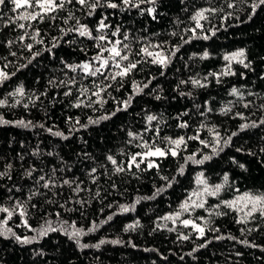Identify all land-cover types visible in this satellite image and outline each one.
Returning a JSON list of instances; mask_svg holds the SVG:
<instances>
[{"label":"trees","instance_id":"obj_1","mask_svg":"<svg viewBox=\"0 0 264 264\" xmlns=\"http://www.w3.org/2000/svg\"><path fill=\"white\" fill-rule=\"evenodd\" d=\"M111 2L119 6L100 0L93 10L72 0L36 20L21 19L35 9H15L11 0L0 5V68L9 76L0 81V172L7 173L0 178V205L12 208L18 201L26 210L0 229V264H264V216L256 213L241 223L236 211L221 203L237 193L264 194V5ZM201 9L216 11L206 12L202 28L193 33L191 17ZM101 19L111 26L103 32L97 31ZM79 25L91 36H81ZM100 35L109 40L127 35L137 69L116 80L106 78L118 71L114 67L102 69L104 75L86 73L84 63L99 67L97 45L108 46L95 39ZM149 43L175 55L166 66L136 55ZM237 51L244 52L243 63L224 59ZM205 52L207 58H201ZM228 69L230 74H222ZM193 79L205 86H194ZM97 85L111 86L101 93L102 103H90L89 97L98 99L91 95ZM19 87L23 97L12 95ZM83 89L89 90L86 95ZM148 116L156 120L149 122ZM21 120L31 123L20 126ZM242 124L249 126L241 130ZM57 131L63 137L54 135ZM180 137L186 143L176 156L149 157L156 165L151 168L147 161L129 167L132 155L147 151L144 143L167 149L166 138ZM108 156L125 171L116 172ZM188 156L211 158L198 164ZM40 176L53 186L43 188ZM198 176L222 185L221 195L180 213ZM178 212L179 219H165ZM5 216L0 213V220ZM185 219L203 226L205 235L185 227ZM49 222L56 231L40 235ZM77 229L84 232L79 244L66 234ZM12 233L30 242H19Z\"/></svg>","mask_w":264,"mask_h":264},{"label":"snow or ice","instance_id":"obj_2","mask_svg":"<svg viewBox=\"0 0 264 264\" xmlns=\"http://www.w3.org/2000/svg\"><path fill=\"white\" fill-rule=\"evenodd\" d=\"M71 3L72 0H11V3L14 5L15 9H20V8H32L35 9V11L33 13H29V15L27 16H23L21 17V19H31V20H36L38 18L42 19L44 16H49L54 12H57L58 10H62L65 6V3ZM76 3H78L79 5H81V7L87 6L91 9H95L97 7L98 4H100V0H95V2H91L90 0H75ZM122 2L124 4H130L131 0H122ZM150 2L155 3V0H150ZM5 3V0H0V5H3ZM106 4L107 7H111V8H117L119 5H117L116 3L111 2V0H106ZM260 5H264V0H258V3H253L251 5V7L253 9L259 7ZM137 7L139 5H136ZM229 7H233L232 4L228 5ZM149 13H152L154 11V9H149L148 10ZM215 12L216 9H201L196 11V13L191 17V20L195 22V27L190 29V31H192L193 33L196 32V29H201L202 25L200 23L201 20H206L207 16L205 15L206 12ZM79 24V22H77ZM20 27H24V25H20ZM111 26L106 24L104 22V19H101V21L99 22L97 31L99 32H103L104 29L110 28ZM76 31L79 32V34L81 36H91V32L88 29V27L86 25H79V27L76 29ZM118 32V29L116 32H112L113 36H116ZM37 35H39V33H37ZM209 37L205 36L204 39H208ZM95 39H98L99 41L105 42L106 45L108 46H104L103 44H98L97 47L99 48V52L97 54V56L94 58L95 61L99 64V67L95 68L93 70L91 62L89 63H84L81 67L83 68V70L92 75V76H96L98 73L101 75H104V72H102L101 70H107L109 67H114L115 69H117L118 71H115L114 73L111 74L110 77H106V78H110L112 80H116L118 77L119 78H124L126 76H128L131 72H133L134 70L137 69V65L139 63V61H133L132 59H130V55H129V49H130V45L128 43H125L124 41L128 40V36L125 35L123 40L117 39V40H109L107 38L106 35H100L98 37H96ZM55 46V45H54ZM29 49H31L32 45H28L27 46ZM158 49V50H157ZM178 51V48L176 49ZM108 53L107 57L104 56V53ZM136 55H143L146 56L148 58H150L152 63L155 64H160L162 66H166L167 63L169 62V55H175V51L171 52L170 54L166 52V50L162 47V45L160 44H156V45H152V44H148L147 46H142L139 51L136 53ZM208 53L205 52L203 54V56L201 58H207ZM244 56V52L243 51H237L235 53H232L231 55H226L224 57V59L226 61H233V60H237L240 63H243V60H240L239 58ZM127 62V63H124ZM248 65H245V67H247ZM222 74H230V69L226 70L224 73ZM9 76L7 73L3 72L2 70H0V81L2 80H6L8 79ZM191 83L194 86H205L203 84H201V82L199 80L193 79L191 80ZM111 85H106L105 87H100L99 85H97V90L93 91L91 93L92 96H96L98 97V99L96 101H91V98L89 97V101L90 103H102L103 102V98L101 96V93L104 92L106 90L107 87H110ZM146 86V85H145ZM88 89H83L81 94L82 95H86L88 93ZM24 89L22 87H19L15 90V92L12 95H19L21 97L24 96ZM70 92L65 93V95H70ZM232 94L233 95H238V90L236 88L232 89ZM159 98V97H157ZM3 101H0V104H3ZM17 103H19V101H17ZM76 107L81 106L79 103H77L75 105ZM25 107H27V105H25ZM125 107H127V102H125ZM119 110V109H118ZM225 112L230 111V109H225ZM103 118H108V117H103ZM148 121L151 122L153 120H156L155 116H148L147 117ZM3 123H8L7 121H2ZM18 125L20 126H24V127H28L29 124L31 122H25L23 120L16 122ZM78 123V121H77ZM90 123H95V121H90ZM261 123H264V121H262ZM182 127H187L186 124L181 125ZM248 124H242L241 130H243L244 128L248 127ZM251 126H256L255 123H253ZM49 131H51V129H49ZM212 131V130H210ZM54 135L57 136H62L63 137V133L62 132H55ZM130 136H134L133 133H129ZM233 135H235V133H233ZM65 139L67 137H64ZM192 139H198V137H191ZM168 139V143L170 145L169 148L167 149H162L160 147H157L155 145H149L148 143H144L142 146L147 149L146 152L143 153H136L134 155H132L131 157V163L130 166H135L136 168L140 167L141 163H144L147 161V166L149 168L151 167H155L156 165L151 162L150 160H148L149 157H153V156H159V157H164L166 155H172V156H176L178 154L177 149L180 148L181 145H184L186 142L184 140L183 137L177 138V139H171V138H166ZM220 142V138H219V134H216V144H219ZM201 143H205L204 141H201ZM225 143H227V141H225ZM207 146V145H206ZM216 151V148L213 147V152ZM137 156H140L141 159L138 161L137 160ZM211 157L209 156H205L203 157L202 160H195L194 156H188L187 160L189 161H193L195 163H203L204 160H208ZM107 159L115 166V170L116 172H122L125 171V168L120 166L118 164V162L112 157V156H108ZM10 167V165H9ZM240 167H243V165H240ZM32 171L34 170H30L27 172L28 176L32 175ZM96 170L92 169V172L94 173ZM180 172L182 174L183 172V168L180 169ZM5 175H7L6 172H0V178H3ZM11 178V177H9ZM167 179V178H165ZM40 181H45V177L44 176H40L39 177ZM224 181L225 183H227L228 181V176L225 175L224 176ZM64 183H70L69 181H64ZM198 183L201 184H205V181L203 180H198ZM43 188H50L53 186L51 180L49 179L48 181H45L42 185ZM222 188V185H216L214 189L209 190V188L207 186H205L204 191L206 193H208L209 195H215L218 194L220 192ZM30 199V198H29ZM138 202V201H137ZM240 202H244L243 204V208L247 209V211L244 212V216L245 217H252L256 212H259L261 216H264V195H254V194H243L240 195L239 197H237L236 199L232 200V201H225L223 202L224 205L228 208H231L233 210L236 211H242L243 209L236 207L237 204H239ZM192 207H196V208H202L204 207L203 203H193L191 205ZM182 210L187 212L189 209V204L186 202L185 204H183L181 206ZM122 211H129V207L128 206H121ZM0 213H4L6 214L5 218L3 220H0V229L6 228L7 227V223L8 220L11 219V217L13 216V214H19L21 217H24L26 215V210L24 208V205L20 202H16V204L12 207H5L0 205ZM180 218V213H176L175 218L172 216H168L165 217V219L168 220H173V219H179ZM109 219H111V217H109ZM241 223L245 222L244 219L242 218L241 221H239ZM183 225L185 227L191 226V228L197 232L201 237H203L205 235V228L203 226H201L200 224H197L195 221L193 220H188L185 219L182 221ZM93 228H90L88 231H93ZM129 227H133V226H129ZM8 232H11V229H7ZM48 231H56L55 228H53L49 222L48 226L44 229H42L40 231V235H46ZM66 234L69 236V239H73L75 240L78 244H79V237L84 234L82 229H77L75 231L72 232H66ZM4 235L3 231H0V236ZM12 235L15 237V239L21 243H29L30 241L28 239H23L21 240V238L19 236H15V233H12ZM184 239H188L187 236L183 237ZM105 241H100L101 244H103ZM112 243H119V241H112ZM99 245H96V247H98ZM83 247H87V245H83Z\"/></svg>","mask_w":264,"mask_h":264},{"label":"rangeland","instance_id":"obj_3","mask_svg":"<svg viewBox=\"0 0 264 264\" xmlns=\"http://www.w3.org/2000/svg\"><path fill=\"white\" fill-rule=\"evenodd\" d=\"M227 55H231V54H227ZM225 56H226V55H225ZM227 62H229V61H227ZM0 70H1V68H0ZM155 157H158V156H155ZM198 180H203V181H204V179H203L201 176H198V179H197V182H196V183H197V186L195 187V189H194L193 191H191V192L189 193L188 197H187V198L184 200V202L181 204V206H182L183 204H185V203L187 202V203L189 204V209H188V211H190V210L196 208V207H192V206H191L193 203H203L204 206H206V201H207L208 197H216V198H218L219 195H221L220 193L222 192V188H223V186H222V188H221V190H220V192H219L218 194H215V195H209L208 193H206V192L204 191L205 186H207V187L209 188V190H212V189L215 188L216 185H210V184H208L207 182H205V184H201V183H198ZM243 194L264 195V194L250 193V192H242V193H237V194H235L232 198H230V199H228V200H223V201H221V203H223V202H225V201H232V200L236 199L237 197H239L240 195H243ZM223 204H224V203H223ZM243 204H244V202H240L239 204L236 205V207L243 209L242 211H236V210H234V211H236V213L239 215V217H240L241 219L243 218V219L247 220V219H249L250 217H245V216H244V212L247 211V209H244V208H243ZM230 209H231V208H230ZM232 210H233V209H232ZM179 212L182 213V212H185V211H183L182 208L180 207V211H179ZM256 213H259V212H256ZM256 213H255V214H256Z\"/></svg>","mask_w":264,"mask_h":264}]
</instances>
